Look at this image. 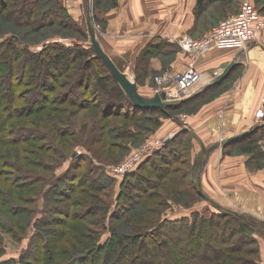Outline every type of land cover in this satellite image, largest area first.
I'll return each instance as SVG.
<instances>
[{
  "label": "trees",
  "instance_id": "16d2710c",
  "mask_svg": "<svg viewBox=\"0 0 264 264\" xmlns=\"http://www.w3.org/2000/svg\"><path fill=\"white\" fill-rule=\"evenodd\" d=\"M103 1H110L113 7L117 3V0H96L99 5ZM216 1L199 0L197 10L203 12L207 4ZM0 15L18 28L29 27L45 33L58 25L79 35L78 42H43L39 50L31 46L37 42L26 37L29 31L0 38V264H192L198 260L208 264L213 261L238 264L237 258L243 256L237 254L247 251V246L253 247L251 253L255 256L250 264H259L261 252L257 237L264 236V224L229 210L212 213L210 217L195 211L188 217L170 219L167 212L163 213L168 206L164 199L168 197L169 186H180L176 178L171 180L167 191L155 195L159 200L157 206H153V201H145L148 195L142 197L150 189L142 185L149 183L144 180L146 171L155 177L177 173V180L180 178L194 191L191 194L194 201L196 195L205 199L196 171L200 160L192 161L191 165V155L183 154L184 144L194 141L193 134L186 129L120 180L121 190L114 206L89 192L93 188L112 187L118 181L94 162L91 153V156L78 155L70 167L58 173L74 153L79 135L75 120L78 112L93 108L87 101L91 88L98 89L106 98L108 108H104L103 119L112 114L121 115L126 120H142L158 127L161 121L152 118L158 111L134 105L97 56L92 43H82L81 38L87 39L88 30H83L59 0H0ZM37 15L43 26L35 30ZM163 45V41L154 40L143 55L146 59L153 58ZM4 67H10L9 77L2 73ZM17 73L22 80L12 78ZM215 88L212 86L183 101L167 103L162 111L167 117L175 118L177 111L197 107ZM56 93V98L51 99ZM33 96L47 99L36 111L27 107ZM54 112H61L62 116ZM34 114L42 115L39 120L31 119ZM73 115L74 121L70 118ZM23 118L29 119V125ZM67 122L69 126L64 127ZM108 130L111 133L105 138L115 135L116 128ZM19 133L24 135L13 138ZM121 133L133 140V144L142 143L138 135L129 131ZM256 133L228 144L229 149L239 148L240 152L252 155L256 142L263 141L264 145V125ZM64 136L76 140L71 150L65 149L67 143L60 139ZM192 149L193 145L184 152ZM158 160L161 165L156 164ZM180 163L183 167L178 168ZM58 203L64 206L58 207ZM160 206L162 209H157ZM153 215L154 222L146 220ZM7 238L15 244L29 239L27 249L18 260L3 259ZM149 241L156 245L149 246ZM228 243L235 245L230 247ZM33 250L39 252L34 259L30 256Z\"/></svg>",
  "mask_w": 264,
  "mask_h": 264
},
{
  "label": "crops",
  "instance_id": "0c3cea01",
  "mask_svg": "<svg viewBox=\"0 0 264 264\" xmlns=\"http://www.w3.org/2000/svg\"><path fill=\"white\" fill-rule=\"evenodd\" d=\"M119 1L120 10L116 16V22H111V27L110 24L109 27L110 30L114 28L112 31L119 34L120 37H122V33L125 35L119 42L110 45V49L105 44L102 47L118 67L123 70L129 69L137 77L136 67L140 63L139 59L145 57L143 54L146 55L151 42L153 43L154 40L163 41L164 45L159 47L160 53L154 57L161 56L166 59L173 55L171 60L165 63L156 61L157 64L155 63L153 68L144 65L145 70L143 66H140L141 75L147 74L149 80L153 81L155 76L159 73L162 74L163 70H185L187 68L190 62L188 54L176 52L174 55L170 50V47H173L172 43H175L178 37L185 35L206 36L213 26L220 22V19L234 15L235 10L240 11V3L245 0H217L213 3L214 5L223 3V8L218 13L213 9L214 7L203 11L205 16H209L210 22H207L197 10L199 0ZM260 16L264 26V15L260 14ZM168 50L169 52H166ZM232 64L228 75L212 85V82ZM196 68L205 75L203 82L197 85L196 92L208 85L210 87L220 85L229 79H233L235 82L233 81L232 90L219 100L207 105L197 115L189 118L184 116L183 122H177L174 119L165 121L161 134L171 135L168 139H172L183 129L190 131L195 139L193 154L198 153L196 155L199 157L196 160H200V164H205L199 178L205 197L204 201L191 210L174 209L169 213V218L172 220L181 219L190 216L195 211L210 217L212 213L229 210L258 221L252 215L241 210L244 209V206L257 212L259 218L264 219V173L257 179H251V176L245 175L242 181H238L236 184L225 183L226 181L222 180L224 186H219L218 178L213 181L215 170L218 174L220 169L221 175L227 171L226 163L229 161V156L223 152L227 147L229 149L228 144L238 143L250 134H255L264 125V117H257V112L260 109L264 111V27L258 33L256 42L250 45L248 50L215 49L201 57L196 62ZM213 71L219 72L214 73ZM142 87L148 93L145 92V94L142 90L140 92L141 86H138L139 92L147 98H152L158 93L148 89V86ZM248 132L247 136L229 142L231 138H238ZM218 144L222 147L217 148ZM205 161L207 162L205 163ZM220 187L226 188L227 192L219 190ZM117 188L120 189V186ZM224 192L231 195L227 198ZM119 194L120 190L117 197ZM253 214L256 216L255 213ZM259 237L258 235V239L263 238L264 240V236Z\"/></svg>",
  "mask_w": 264,
  "mask_h": 264
},
{
  "label": "rangeland",
  "instance_id": "374dc122",
  "mask_svg": "<svg viewBox=\"0 0 264 264\" xmlns=\"http://www.w3.org/2000/svg\"><path fill=\"white\" fill-rule=\"evenodd\" d=\"M59 1L65 7L69 8L70 13H72L73 17L77 20V22L81 25V27L84 28L83 30H85V31L88 30L87 17H88V8H89V14L91 15L93 26L96 29L97 38H98L99 42L101 43V45L105 44L110 49V45L117 43V41L119 42L120 39L124 37L125 33H122L121 34L122 37H120L119 34L112 31V30H114V28H112V30H110L111 22H116V16L120 10V7H119L120 1L119 0H117L115 7L110 5V1H103L102 4H100V5L97 4L96 0H88V3L85 0H59ZM251 1L254 4L257 11L259 12V14H261L263 16L264 15V8H263L264 0H260L259 2H257L256 0H251ZM242 4H243V1H241V3H240V10H241ZM210 8L215 9L218 13L220 11V9L223 8V3H219V4L217 3L216 5H214L213 3L207 4L206 10H209ZM20 12L21 13L24 12V9H20ZM234 12H236L234 14H238L239 10H235ZM37 14L42 15L41 12H39ZM38 15H37V19H35V30H38L37 28L43 26V24H41V20L39 18L40 16L38 17ZM200 15L202 17H205L207 22H210L209 21L210 19L208 18L209 16H207V15L205 16V12L204 13L200 12ZM227 17H225V18L221 17L222 19H220V21L225 20ZM109 24H110V27H109ZM216 25H214L213 27H215ZM31 26L33 27L32 23H31ZM80 30L82 31V28ZM17 31L23 33L22 35H24V33L26 31H29L28 36H26V37L29 39H32V41L37 42L35 45H33L31 43L32 44L31 46L33 47L34 50L35 49L36 50L42 49L43 42L49 44L50 42L58 41V42L66 43V44H71V43L79 41V38H78L79 35L77 36L76 33L72 32V31H67V29L61 28L58 25H54L53 28H48V30H45V31L43 30L45 33H40L39 30L38 31H34V29L30 30L29 27H21V28L15 27V25L11 21L3 19V15H0V38L3 37L4 35H10L12 33L13 34H19V32H17ZM58 32L60 34H58ZM86 33H87V39L81 38L84 41L82 43L85 45L91 44L89 32L87 31ZM62 34H64V35H62ZM201 37L202 36H200V37L194 36V35L192 36V38H194V39H199ZM111 41H113V43L110 44ZM172 45H173V47H170V50L174 53V55L176 52H180V53L184 52L183 49L179 46V44H176V42L172 43ZM87 46L90 47V45H87ZM155 52H157V51H155ZM166 52H169V50ZM165 55H166V53H165ZM156 57H154V59L153 58H147L146 59V57L139 59L140 63L136 67L137 77L129 69H124V71L129 75V77L133 81L137 79L136 82H137L138 86H141L140 92L142 90L144 93L145 92L148 93L147 91H145L143 89L142 86H148V89H150V90L157 91V92L159 91L158 85L155 82V80H153V81L151 79L149 80L147 74L141 75L140 66H144V64L146 63L145 66L149 65L150 68H153L154 67L153 65H155L156 61L157 62L160 61L161 63H165L166 61L171 60L173 55L168 57V58L166 57V59L161 57V56H159L157 58ZM94 62L96 64L99 63V61H97V60H95ZM9 68L10 67H4V69H2V73H5V77H9L11 74V72H10L11 69H9ZM166 70H163L162 74L164 72H166ZM168 70L171 72H173V71L184 72V70H171V69H168ZM213 72L218 73L219 71L218 72L213 71ZM160 74L161 73H159L157 76H159ZM138 75H139V77H138ZM12 78H15V81L22 80V78L20 79V76L18 73L16 75L12 76ZM233 81H234L233 79H229V81H226L220 85L215 86L216 88L213 89L208 96H206L204 99H202L197 107L191 106V107H189V109H186V110L181 109V110L177 111L176 117H175L176 119L173 117H167L165 115V113L160 108H155V111H158V113H156V115L152 116V118L154 117V118L159 119L161 121V124L158 127H155L153 123L142 122V120H126V119H123L124 117H122L121 115L114 116V114H112L110 116L108 115L107 118L103 119L102 113H104V111H105L104 108L105 107L108 108V106H106V102H107L106 98H103V96L98 91V89L91 88L90 93L88 95L89 99H87V101L88 102L90 101L93 104V108H91L90 110H86V112H84V111L78 112L79 115L77 116V118H75L76 129H77L79 135L77 136V133L75 134V136H77L78 139H76L77 142L75 143L76 146L73 148V152L74 153L77 152L78 155H85V154L91 153L92 156L94 157L93 158L94 162L96 164L102 166L108 175L115 177L116 180H118V181L112 187L105 188L102 190H96L93 188V189H89V192L93 193L94 195H99L100 197H103L107 202L113 203V206H114V203L116 204L117 193L119 190H121V189L117 188V186H120L119 180L124 179V177L114 176V174L111 170H114L116 167L122 166V165L126 164L127 162H129L136 153L142 152V150L148 149V147L151 143H155V142H159V144L163 143L168 137L171 136V135L167 136V135L161 134V132L164 129L165 121L174 119L177 122H183L185 118H181V117L186 116L187 118H189V117L197 115L207 105L219 100L227 92L232 90L234 82H235V81L234 82ZM49 82L51 83L52 80H50ZM202 91L203 90L198 91V92H202ZM198 92L194 93L193 95L197 94ZM41 93L42 92H40V94ZM56 95H57V93L54 94L51 99L54 100L56 98ZM73 95H75V93H73L72 96ZM147 96H150V95L147 94ZM35 97L36 96H33V98H31L29 100L27 107H29L30 110L36 111V109L39 106H41L43 103L47 102V99L45 100V98H43L41 96H39L40 98H37V97L35 98ZM34 99H36V100H34ZM55 103L58 104V102H56V100H55ZM168 103H171V102H168ZM165 104H167V101ZM70 108H71V106H70ZM111 108H112V105H110V109ZM123 111L127 112V109L123 110ZM124 112H123V114H124ZM40 115H42V114H34V115H31L30 117H32L31 119H38L39 120ZM54 115H61L62 116V113L61 112H54ZM22 117H26V114H23ZM70 118H72L74 121V115L70 116ZM23 119L28 120L25 123H27L29 125V123H30L29 119H26V118H23ZM66 126H69L68 122L64 127H66ZM73 126H75V123ZM102 126H105L106 128H102ZM140 126H144L146 128H140ZM187 126H189V125H187ZM184 127H186V126H184ZM114 128H116L115 135L113 133L111 135V137L105 138L106 135L111 133V131H109L108 129L112 130ZM186 128H188V127H186ZM105 129H106V131H108L107 134H105ZM121 131H129L130 133H133L135 135L140 136L142 143H140V144L134 143L133 144V140L130 141V140L126 139L125 136H123V134L121 133ZM20 134H22V133L14 135L13 138L18 137ZM22 135H24V134H22ZM60 139L62 140V142L67 143L65 145V146H67L65 149H70V150L72 148V144H74V142L76 141L74 138H69L67 136H64L63 138H60ZM68 140L70 142H67ZM190 141H191V143H185V144L183 143L184 144L183 150L184 151H186V149L188 150L192 145H193V149L189 150L187 152L183 151V154L185 153L188 157H189V155H191L192 158L190 161H191V165H192V161L194 163L196 158H198L199 156L196 155L198 153L193 154L194 150H195V142H194L195 139H194V141H192V140H190ZM262 142L263 141L256 142V144L254 146L255 151L253 152L252 155H248V154L240 152L239 148H233L232 150H230L227 147L225 152H223L224 154H228V156H229V161H228V163H226L227 171L225 174L221 175L220 169L218 171V174H216L217 170H215L213 173V181H215V179L218 178L219 186H224V184L222 183V180L226 181L225 183H235L236 184L238 181H242V179L245 175L251 176L250 177L251 179L259 178L264 173V145ZM185 147H186V149H185ZM221 147L222 146H220V144H218L217 148H221ZM190 152H191V154H190ZM167 155H169V152H167ZM75 158L76 157H73V155L70 156L69 159L64 163V166L61 168V170L58 171V173L64 172L68 167H70L71 161H74ZM148 158L149 157L145 158V161ZM159 161L160 160H158V162H156V164L161 165V164H159L160 163ZM206 162L207 161H205V163ZM180 166L183 167V165L181 163L178 164V168ZM204 166H205V164L199 163L198 169L196 170L197 173H199V176L203 172ZM186 167H188V166H186ZM143 174L145 175L144 180L148 181L150 184L147 182H145V184H142V183L141 184L143 186H146L147 188H150V189L145 194L142 193L143 194L142 197H144L145 195H148L149 197H146L145 201H147V202L153 201L152 202L153 206H157V201H159L155 195L160 194L161 191H167L169 183L171 182L172 179L176 178L177 184L180 185V186L176 185L173 188H171L169 186V190L167 192L168 197H165V199H164V201L168 204V206H167V209L163 213L167 212L169 214V212H172L174 209H176V210H178V209L188 210L191 208L193 209L194 207L198 206L202 201H204V199H200V197L197 198V196H199V195H196V201H194V199H192L191 194L192 193L195 194L194 191L191 192V190L189 188L190 185L183 184L180 178H179V180H177V176H176L177 173L170 174L168 176H165V175L161 176L160 175L159 177H155V176L151 175L152 173H149L146 171ZM221 176H222V179H221ZM178 177H179V175H178ZM184 180H186V178ZM219 190L227 192L226 188L220 187ZM179 191H180V193H179ZM225 192H224V194L228 198L229 195H231V194H229V193L226 194ZM81 195L82 194H80V196ZM94 197H96V196H94ZM242 197H243V194L241 195V198ZM91 200H93V199H91ZM57 206L58 207L64 206V203H61V204L58 203ZM160 208H161V206L158 207L157 209H160ZM243 208L244 209H241V206H240V209L243 212H245L249 215H252L253 217H255L256 220H258V221H260V223L264 224V219L259 218V214L257 212L251 210L248 207L243 206ZM180 211H183V210H180ZM253 213H255L256 216H254ZM146 220L154 222L156 220V217L154 215L149 216ZM90 227H91V229L95 228L93 226H90ZM28 243H29V239L23 241V243H21V244H18V243L15 244L14 242H12V240L10 238H7L6 239L7 253L3 256V259H16V260H18L20 257V254L22 252H24L25 249H27ZM258 243H259V245H258L259 250L261 252L260 253L261 258H260L259 264H262V263L264 264V259H263V257H264V240H263V238L258 239ZM228 244L230 247H234V245H235V244L233 245L231 243H228ZM155 245H156V243L154 241H149V246L152 247ZM252 249H253L252 246H250V247L247 246V251H245V252L242 251V252L237 254L239 256H243V258H240V257L237 258V260L240 261L238 264H250V260L255 259V256H252L253 253H251L253 251ZM248 251H249V253H247ZM211 255H214V254H211ZM235 255H236V253H235ZM30 256H31V258L34 259L35 257L39 256V252L33 250V252L31 253ZM32 263H35V261L32 260ZM183 264H186V263L183 262ZM189 264H191V263H189ZM192 264H208V263L205 261L198 260V261L193 262ZM213 264H216V262L213 261ZM219 264H221V263H219ZM225 264H237V263L230 262V263H225Z\"/></svg>",
  "mask_w": 264,
  "mask_h": 264
},
{
  "label": "built area",
  "instance_id": "2783aa9c",
  "mask_svg": "<svg viewBox=\"0 0 264 264\" xmlns=\"http://www.w3.org/2000/svg\"><path fill=\"white\" fill-rule=\"evenodd\" d=\"M263 27V21L254 4L251 0H245L238 14L220 21L206 36L199 39H194L190 35L178 37L176 43L188 54L190 62L184 72L167 70L156 76L158 93L164 92L167 95V103L190 98L200 83L202 73L196 68V62L201 57L215 49L246 51L250 45L256 42L257 35ZM257 117H264L262 109L257 112ZM167 141L168 138L161 144L159 142L151 143L148 149L136 153L129 162L111 171L116 177H125L136 171L145 158L161 149Z\"/></svg>",
  "mask_w": 264,
  "mask_h": 264
},
{
  "label": "water",
  "instance_id": "95a60500",
  "mask_svg": "<svg viewBox=\"0 0 264 264\" xmlns=\"http://www.w3.org/2000/svg\"><path fill=\"white\" fill-rule=\"evenodd\" d=\"M87 26H88V32L90 35L91 43L95 49L97 56L103 61V63L109 69L113 77L119 82L120 86L126 92L127 96L134 103V105L139 108H144V109L160 108L161 110H165V105H166L165 101L167 99V95L164 92L157 93L152 98H147L143 96L142 94H140L136 80L133 81L123 69L118 67L116 63L113 61V59L103 49L101 43L99 42L97 38L96 30L93 26L91 15L89 14V8H88ZM46 45L47 44H45L44 46ZM232 66L233 64L227 67L226 70L212 82V85L224 79L228 75ZM208 87H210V85H208L207 87H204L201 90L204 91ZM247 134H249V132L240 135L238 138H231L229 142H232V141H235L236 139H240L244 136H247ZM77 155L78 153L76 152L73 154V157H77Z\"/></svg>",
  "mask_w": 264,
  "mask_h": 264
},
{
  "label": "bare ground",
  "instance_id": "6f19581e",
  "mask_svg": "<svg viewBox=\"0 0 264 264\" xmlns=\"http://www.w3.org/2000/svg\"><path fill=\"white\" fill-rule=\"evenodd\" d=\"M204 78H205V75L202 74V75L200 76V82H203Z\"/></svg>",
  "mask_w": 264,
  "mask_h": 264
}]
</instances>
